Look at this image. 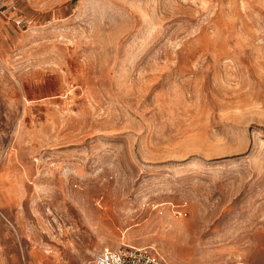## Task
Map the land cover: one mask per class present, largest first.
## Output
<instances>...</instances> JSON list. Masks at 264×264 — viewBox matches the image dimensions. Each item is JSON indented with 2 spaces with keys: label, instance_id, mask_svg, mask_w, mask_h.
<instances>
[{
  "label": "rangeland",
  "instance_id": "rangeland-1",
  "mask_svg": "<svg viewBox=\"0 0 264 264\" xmlns=\"http://www.w3.org/2000/svg\"><path fill=\"white\" fill-rule=\"evenodd\" d=\"M264 264V0H0V264Z\"/></svg>",
  "mask_w": 264,
  "mask_h": 264
},
{
  "label": "built area",
  "instance_id": "built-area-1",
  "mask_svg": "<svg viewBox=\"0 0 264 264\" xmlns=\"http://www.w3.org/2000/svg\"><path fill=\"white\" fill-rule=\"evenodd\" d=\"M94 264H169L159 252L151 247L121 244L105 248L96 257Z\"/></svg>",
  "mask_w": 264,
  "mask_h": 264
}]
</instances>
